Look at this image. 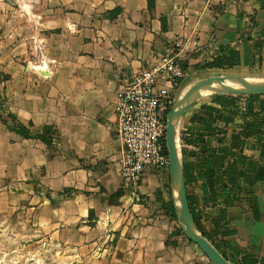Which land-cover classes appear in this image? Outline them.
<instances>
[{
	"label": "crops",
	"instance_id": "1",
	"mask_svg": "<svg viewBox=\"0 0 264 264\" xmlns=\"http://www.w3.org/2000/svg\"><path fill=\"white\" fill-rule=\"evenodd\" d=\"M167 55L187 73L181 87L211 70L264 75V0H0V213L30 212L44 236L85 264H212L184 232L171 237L182 226L165 209L178 202L170 170H149L138 188L119 172L118 93ZM217 59L225 65L205 67ZM209 97L183 115L180 132ZM247 103L206 138L217 155L246 156L241 168L260 171ZM8 114L35 135L50 138L53 128L51 144L11 130ZM202 183L189 187L201 232L232 264H264L263 178L215 206L203 203Z\"/></svg>",
	"mask_w": 264,
	"mask_h": 264
},
{
	"label": "trees",
	"instance_id": "2",
	"mask_svg": "<svg viewBox=\"0 0 264 264\" xmlns=\"http://www.w3.org/2000/svg\"><path fill=\"white\" fill-rule=\"evenodd\" d=\"M223 65L225 63L221 59H217L205 67L213 68L222 67ZM212 97L213 104H202L199 111L192 117L193 126L187 127L180 132L189 203L194 222L201 231L202 212L199 208V201L189 194L190 186L202 180L203 203L208 206H215L221 203V201L226 204L231 203L238 197L236 195L238 192L250 193V189L254 187L256 180L261 178L264 180V166L260 171H256L253 168H245L243 170L241 165H246V156L227 151V149H220L217 155L216 151L210 148V141L206 138L219 132L220 130L214 124L226 118L225 114L233 107H236L240 99L246 98L248 103L245 115L252 116L254 119L251 122H247L246 129L249 134H256L258 136V142L260 143L264 160V95L216 94L212 95ZM256 104L258 109H256ZM8 119H13L14 121V124H9L10 129L24 138L41 139L50 145L53 136L56 135V132L51 127H47L45 132L50 134V138L45 135H35L30 129L32 125L25 126L21 124L16 121L12 114H8L4 118V121L7 123ZM260 131L263 133V139L259 136ZM240 146L237 143V147L239 148ZM197 148L198 151H196ZM165 149L168 152L167 146H165ZM229 155L236 156V159L223 170ZM188 158L194 160H187ZM243 178L245 179V183L242 185L240 181ZM165 209L172 219L178 220L177 209L172 201L165 206ZM181 234L183 235V230L179 227L171 237ZM230 261L232 262L233 260L231 259ZM246 262L255 264L251 260H247Z\"/></svg>",
	"mask_w": 264,
	"mask_h": 264
},
{
	"label": "built area",
	"instance_id": "3",
	"mask_svg": "<svg viewBox=\"0 0 264 264\" xmlns=\"http://www.w3.org/2000/svg\"><path fill=\"white\" fill-rule=\"evenodd\" d=\"M186 75L180 58L167 55L127 78L118 93L116 133L123 144L119 172L135 188L149 170L169 171L168 114Z\"/></svg>",
	"mask_w": 264,
	"mask_h": 264
},
{
	"label": "water",
	"instance_id": "4",
	"mask_svg": "<svg viewBox=\"0 0 264 264\" xmlns=\"http://www.w3.org/2000/svg\"><path fill=\"white\" fill-rule=\"evenodd\" d=\"M256 83L262 89L261 93L231 94L229 88L240 86L243 83ZM231 94V95H264V77L247 75H222L204 79L193 83L183 95L176 97L174 105L168 114L166 130V146L170 159V175L172 188L176 192L178 202L175 204L177 218L180 221L184 234L195 243L208 257L212 264H232L225 256L220 254L201 232L194 222L185 177L179 124L183 115L198 101L207 95Z\"/></svg>",
	"mask_w": 264,
	"mask_h": 264
},
{
	"label": "rangeland",
	"instance_id": "5",
	"mask_svg": "<svg viewBox=\"0 0 264 264\" xmlns=\"http://www.w3.org/2000/svg\"><path fill=\"white\" fill-rule=\"evenodd\" d=\"M222 75H247L264 77L251 70H211L190 74L183 87L176 88L175 98L183 94L185 88L198 81ZM210 100L209 95L203 97ZM201 104V103H200ZM195 105L194 109L200 105ZM186 118V117H184ZM182 124V123H181ZM0 264H85L71 252L56 246L44 236L36 226V220L30 212L17 210L0 213Z\"/></svg>",
	"mask_w": 264,
	"mask_h": 264
},
{
	"label": "bare ground",
	"instance_id": "6",
	"mask_svg": "<svg viewBox=\"0 0 264 264\" xmlns=\"http://www.w3.org/2000/svg\"><path fill=\"white\" fill-rule=\"evenodd\" d=\"M228 92L231 94L261 93V92H263V89L258 84L254 83V82H252V83L246 82L240 86H235V87L229 88Z\"/></svg>",
	"mask_w": 264,
	"mask_h": 264
}]
</instances>
